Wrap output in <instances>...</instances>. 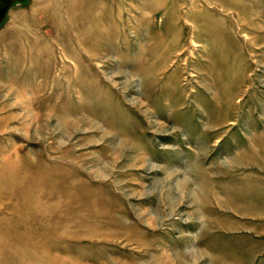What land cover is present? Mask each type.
Wrapping results in <instances>:
<instances>
[{
  "label": "rangeland",
  "instance_id": "1",
  "mask_svg": "<svg viewBox=\"0 0 264 264\" xmlns=\"http://www.w3.org/2000/svg\"><path fill=\"white\" fill-rule=\"evenodd\" d=\"M0 264H264V0H12Z\"/></svg>",
  "mask_w": 264,
  "mask_h": 264
},
{
  "label": "water",
  "instance_id": "2",
  "mask_svg": "<svg viewBox=\"0 0 264 264\" xmlns=\"http://www.w3.org/2000/svg\"><path fill=\"white\" fill-rule=\"evenodd\" d=\"M11 2L12 0H0V20L4 16Z\"/></svg>",
  "mask_w": 264,
  "mask_h": 264
},
{
  "label": "bare ground",
  "instance_id": "3",
  "mask_svg": "<svg viewBox=\"0 0 264 264\" xmlns=\"http://www.w3.org/2000/svg\"><path fill=\"white\" fill-rule=\"evenodd\" d=\"M173 1V0H172ZM176 1V0H175ZM173 26V25H172ZM168 28H170V27H168ZM164 34H165V31H164ZM199 38H198V35H196L194 38H193V41H194V44L195 45H199V43L196 41V40H198ZM233 55V54H232ZM236 57H237V54H234ZM233 55V56H234ZM233 65H235V60L233 61V63H232ZM222 91H223V93H222V96H223V98H225L226 97V94H228L227 93V90L225 89H222ZM67 129V128H66Z\"/></svg>",
  "mask_w": 264,
  "mask_h": 264
}]
</instances>
